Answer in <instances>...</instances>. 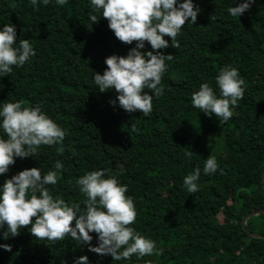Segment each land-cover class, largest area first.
I'll list each match as a JSON object with an SVG mask.
<instances>
[{
  "label": "trees",
  "instance_id": "16d2710c",
  "mask_svg": "<svg viewBox=\"0 0 264 264\" xmlns=\"http://www.w3.org/2000/svg\"><path fill=\"white\" fill-rule=\"evenodd\" d=\"M242 2L193 0L200 11L195 25L182 27L180 47H171V38L165 37L169 47L160 51L173 60L166 61L162 76L164 94L153 96L146 117L126 112L114 89L100 92L94 83V73L102 75L107 68L106 58L127 56L135 42L121 43L104 19L92 23L89 15L97 13L90 0H68L64 6L38 0L36 7L30 0H0V30L14 25L17 46L19 39H27L35 51L24 66H13L9 76L0 77V109L18 100L24 106L40 105L66 130L62 144L41 146L35 157L16 158L0 175V186L24 169L37 167L46 174L59 160L62 173L49 186L50 194L82 203L76 180L107 169V175L127 185L126 195L134 200L137 216L131 226L163 252L113 261L70 236L56 243L38 240L30 225L18 237L5 239V225L0 245H10L11 251L0 247V264H74L80 256H87L88 264H264V241L249 237L242 225L247 214L264 210V0L232 17L228 8ZM149 50L146 42L142 51ZM228 65L245 80L244 97L231 119L219 120L226 154L211 155L218 169L205 175L204 140L212 122L192 106L191 97L205 82L219 96L215 78ZM176 71L184 77L175 78ZM187 152H192L190 159ZM197 166L199 191L189 193L183 179ZM247 230L264 236V215L249 220ZM90 235L91 246H98L97 235Z\"/></svg>",
  "mask_w": 264,
  "mask_h": 264
},
{
  "label": "clouds",
  "instance_id": "9594fccd",
  "mask_svg": "<svg viewBox=\"0 0 264 264\" xmlns=\"http://www.w3.org/2000/svg\"><path fill=\"white\" fill-rule=\"evenodd\" d=\"M30 3L36 7L38 0H30ZM42 3L47 6L50 0H42ZM67 3L68 0H56L59 6ZM253 3L255 0H244L236 7H229L228 13L240 17ZM90 6L93 13L99 14V18L97 14L89 15L92 23L104 19L121 43L132 45L135 42L127 56L106 58L107 68L103 74L94 73L95 85L100 92L114 89L120 108L126 112L139 111L149 116L153 96L158 98L164 94L160 85L167 70L166 61L173 60L172 54L160 51L169 47L165 37L171 38V47L179 48L177 37L182 27L187 23L195 25L200 9L193 0H183L179 4L177 0H90ZM146 42L151 50L142 51ZM34 55L29 40L19 39L17 46L14 25L3 26L0 30V77L9 76L13 66H24ZM215 81L219 96L205 82L192 94L191 104L209 117L214 114L224 123L231 119L233 109L244 97L245 80L238 69L228 65L219 71ZM110 103L115 105L116 100ZM65 136L66 130L44 113L40 105L24 106L23 100L3 104L0 109V175L8 172L16 158L35 157L41 146L62 144ZM186 156L190 159L192 152H187ZM54 169L46 174L37 167L24 169L0 186V228L7 226L3 234L5 239L18 237L20 229L30 225V234L38 240L56 243L70 236L78 245H88L91 252L111 255L113 261L163 254L162 249L156 248L155 241L131 226L137 216L134 200L126 195L127 185L107 175V169L92 170L80 176L76 185L85 199L82 203L71 204L50 194L49 186L58 183L63 164L57 160ZM217 169L216 158L208 156L203 173L212 175ZM200 176L201 169L197 166L184 177L183 184L189 193L199 191ZM93 232L97 235L98 246H91L90 233ZM0 247L11 251L10 245ZM74 264H88V257L80 256Z\"/></svg>",
  "mask_w": 264,
  "mask_h": 264
},
{
  "label": "rangeland",
  "instance_id": "374dc122",
  "mask_svg": "<svg viewBox=\"0 0 264 264\" xmlns=\"http://www.w3.org/2000/svg\"><path fill=\"white\" fill-rule=\"evenodd\" d=\"M173 76L177 79H182L184 77V74L181 72H174ZM204 118L210 120L212 123L210 124L209 131L205 134V140H204V149L206 156L209 155H218V154H226V147L225 142L222 137L221 139V131H220V123L219 119L215 117L213 114L211 117L204 114Z\"/></svg>",
  "mask_w": 264,
  "mask_h": 264
},
{
  "label": "water",
  "instance_id": "95a60500",
  "mask_svg": "<svg viewBox=\"0 0 264 264\" xmlns=\"http://www.w3.org/2000/svg\"><path fill=\"white\" fill-rule=\"evenodd\" d=\"M262 184L264 186V174H263V177H262ZM262 215H264V210L263 211H256V212H252L250 214H247L243 218L242 225H243L244 232L247 233L249 235V237H251L252 239H257V240L264 241V236L263 235L252 234V233H249L248 230H247V223H248V221L251 220L252 218H255V217H258V216H262Z\"/></svg>",
  "mask_w": 264,
  "mask_h": 264
}]
</instances>
